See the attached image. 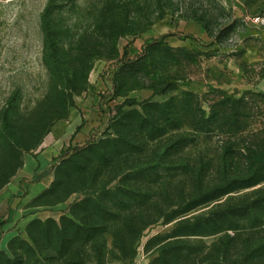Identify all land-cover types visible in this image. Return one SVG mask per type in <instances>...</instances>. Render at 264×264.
I'll return each mask as SVG.
<instances>
[{"label": "rangeland", "instance_id": "obj_1", "mask_svg": "<svg viewBox=\"0 0 264 264\" xmlns=\"http://www.w3.org/2000/svg\"><path fill=\"white\" fill-rule=\"evenodd\" d=\"M263 17L264 0H0V194L26 188L27 221L0 264H264V180L204 198L264 162ZM72 212L73 258L52 225L29 238Z\"/></svg>", "mask_w": 264, "mask_h": 264}, {"label": "trees", "instance_id": "obj_2", "mask_svg": "<svg viewBox=\"0 0 264 264\" xmlns=\"http://www.w3.org/2000/svg\"><path fill=\"white\" fill-rule=\"evenodd\" d=\"M49 18H50V12H49V6H48V8L45 9L44 13L41 16V25H42V30H43V33L45 36L44 38L46 41V45L47 44L51 45V43L53 42L52 40H54V35H53L54 33L52 32V30L54 31V29L50 26L51 24H50ZM85 149H86V147H75L73 149V152H74V154L79 155ZM70 154H72V152ZM248 166H249L248 167V172H249L248 177L235 180L231 183H227L226 185L217 186L213 189V191L211 193L205 195L204 198L205 199L208 198L210 201L215 200L217 198H220V197H223L227 194L232 193L235 189L252 187V186L257 185L259 182L264 180V175H263V173H264V162H263V158L260 155L255 156L254 160L248 159ZM163 170H165L166 172L170 171V169H168V168H163ZM54 187H55V182H54V184H52L50 189H53ZM47 192L48 191H46L44 194H46ZM205 199H200L198 204L199 205L204 204ZM263 201H264V199H263ZM257 203L259 204V201H254L251 204L250 208L254 204H257ZM198 204L197 205H192V204L185 205V207L178 213V215L174 219H176L178 216H181V218H183L184 216L182 217V215H185L186 213L190 212L191 210L197 208L199 206ZM260 205L263 206V202H261ZM71 216H72V218H70V219L63 218L60 223H56V222H52V221H47L45 223H42L40 221H32L28 226L29 238L31 239V241L33 243H35V244L39 243V239H36L32 235L31 231H29V227H31L34 224H38L42 228H45L44 237L49 242L51 239V236H50V232L47 230V225H52V228L54 230L53 234L55 235L57 247L55 246L56 248L55 247L51 248L50 251L53 252L54 254H56L57 256H60V258H65V259L73 258L75 251L77 249V246H78V245H76V243H78V239L81 237L86 238L87 233H86V230L84 229L85 228L84 226L86 225V223L84 222L85 219L83 218L84 219V221H83V219H81L82 217H80L77 213H73V212H72ZM95 216H97L96 213H95ZM116 222L121 223L122 221L119 218H116ZM188 223H189L188 219L180 220L177 223V227L178 228L182 227L184 225H187ZM97 229H98L97 232H99L101 234H104L106 232L100 228H97ZM189 229H192V231H193V229H195V225H194V228L190 227ZM186 230H188V229H186ZM174 231H177V229ZM140 234H142V232L141 233H135V234L133 233L132 234L133 239H135V241L138 240V237L140 236ZM91 235H90V237H91ZM185 236H190V234L185 233V234L175 235L173 237L178 238V237H185ZM16 238H17V236L14 237L10 242V255H9V257L6 255H0V256H4V257L8 258L9 260H12V258H13L12 249H13V246H14L13 244H14V241ZM168 239H171V238L169 237ZM178 240H181V239H178ZM134 244L135 243H133V245H131L130 249L128 248L129 246H126V245H122L120 247L114 246V248L120 253V255L122 256V259L126 258L125 256L128 254V251H129V254L131 252V254H132L131 257L133 258L135 256V253H136V245H134ZM105 251H107V247H106V245H103L102 248L98 251V254H103ZM178 251H183V248H181V249L178 248ZM100 256H102V255H100ZM49 258L43 257L42 260L45 263L46 261H51ZM63 261L65 264H71L72 263L71 259L67 260V261L66 260H63ZM219 264H226V263L224 261H222V262H219Z\"/></svg>", "mask_w": 264, "mask_h": 264}, {"label": "crops", "instance_id": "obj_3", "mask_svg": "<svg viewBox=\"0 0 264 264\" xmlns=\"http://www.w3.org/2000/svg\"><path fill=\"white\" fill-rule=\"evenodd\" d=\"M37 159H40L39 162ZM35 160V169L38 172L41 171L42 165H49L46 157L41 156ZM46 168V167H45ZM43 168V170L45 169ZM28 191L31 192L32 185H29ZM38 190V187H34V191ZM26 191L22 189L20 185H15L14 183L8 184V186L0 194V255H10V242L18 235V229L23 226L27 221L21 216L22 211L20 206L22 204L21 197L23 192Z\"/></svg>", "mask_w": 264, "mask_h": 264}, {"label": "built area", "instance_id": "obj_4", "mask_svg": "<svg viewBox=\"0 0 264 264\" xmlns=\"http://www.w3.org/2000/svg\"><path fill=\"white\" fill-rule=\"evenodd\" d=\"M263 19H264V17H263ZM261 19L258 17V18H256V19H254V21L255 22H259Z\"/></svg>", "mask_w": 264, "mask_h": 264}]
</instances>
